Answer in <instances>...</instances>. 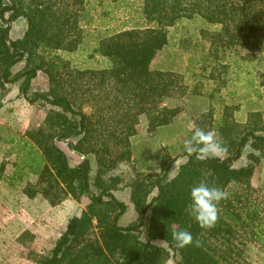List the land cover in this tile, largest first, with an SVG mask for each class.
Instances as JSON below:
<instances>
[{
  "label": "trees",
  "instance_id": "16d2710c",
  "mask_svg": "<svg viewBox=\"0 0 264 264\" xmlns=\"http://www.w3.org/2000/svg\"><path fill=\"white\" fill-rule=\"evenodd\" d=\"M122 8L127 13L118 24L115 10ZM18 17L27 28L12 39L11 23ZM180 23L198 25L208 43L200 59L190 58V70L197 65L202 71L193 84L180 73L151 68L170 42V28ZM88 34L96 42L93 54L107 59V66L78 68L64 55L79 50ZM263 49L264 0H0V88L15 84L29 103L50 106L42 124L17 140L13 177L21 180L23 170H31L37 179L25 184V194H41L52 205L64 194L89 200L39 263L251 264L247 244H259L264 252V214L252 185L264 161L263 113L254 110L239 121L235 106L224 104L219 117L215 107L223 102L215 85H226L221 77L229 74L230 63L254 62ZM39 72L48 77L46 91L32 90ZM256 75L260 81L245 79L247 93L260 96L264 71ZM190 90L210 99L194 129H215L227 153L197 159L186 150L174 157L164 152L159 171L137 170L132 137L140 131L141 116H147L149 131L172 123L181 108L164 100ZM61 142L82 160L72 164ZM180 156L186 160L176 168ZM4 168L0 163V171ZM201 181L229 193L209 229L187 211L190 189ZM121 184L129 187L136 211L126 225L121 219L129 206L115 194ZM173 229L190 231L201 246L178 248Z\"/></svg>",
  "mask_w": 264,
  "mask_h": 264
},
{
  "label": "rangeland",
  "instance_id": "374dc122",
  "mask_svg": "<svg viewBox=\"0 0 264 264\" xmlns=\"http://www.w3.org/2000/svg\"><path fill=\"white\" fill-rule=\"evenodd\" d=\"M115 12L118 17L117 23L120 24L121 19L126 17L127 10L122 8ZM136 21L139 19H135ZM26 28V19L18 17L11 23V38L22 37ZM198 28V25L190 26L182 23L170 28V42L155 57L151 68L180 73L187 83L193 84V77L202 71L197 65L195 71L190 70V58L200 59L202 49L208 46V43L199 36ZM93 37L88 34L79 50L64 54L71 60L73 66L99 68L109 64L107 59L93 54L96 46ZM257 56L258 59L251 63L239 60L231 62L229 74L227 77H221L227 79L226 85L224 86L223 83L221 85L220 81L215 85L220 88L216 94L223 98V102H215L216 117L222 113L224 104H230L236 107L234 114L239 121H245L249 112L254 110L261 111L264 119V87L260 88V96L255 92L248 94L245 82V79H252L253 76L260 81L256 74L264 71V49L258 52ZM23 64V62L18 64L16 69L20 70ZM48 85L47 75L39 72L33 80L32 90L46 91ZM199 85L198 90L203 92L202 84ZM164 103L171 107L179 106L181 111L172 123L153 131L148 130L147 116H141L140 131L134 138L132 137V160L139 171H159L164 152L174 157L186 150L184 141L192 136L199 116L210 108L209 97L192 90L182 97H168ZM49 108V105L29 103L15 84H9L4 89L0 88V163L5 162V168L0 171L3 175L0 179V264H40V258L50 254L65 230L68 220L75 215L83 214L89 203L86 197L78 201L64 194L65 199L61 203L52 205L41 194L35 197L25 194V184L35 183L37 179L31 170H23L21 180L13 177L19 155L17 140L21 135H25L26 131L39 127ZM59 145L67 153L72 164L82 160V157L71 151L66 144L61 142ZM185 160L186 157L180 156L176 168ZM252 185L255 189L254 197L260 202V213L264 214V161L258 166ZM115 194L129 206L121 219L122 224L126 225L136 218V211L130 200V189L122 186L115 190ZM90 225L93 234L98 236L95 222L91 221ZM158 243L165 245L161 241ZM245 258L251 264H264V252L259 244H247ZM165 264L176 263L173 259H168Z\"/></svg>",
  "mask_w": 264,
  "mask_h": 264
},
{
  "label": "clouds",
  "instance_id": "9594fccd",
  "mask_svg": "<svg viewBox=\"0 0 264 264\" xmlns=\"http://www.w3.org/2000/svg\"><path fill=\"white\" fill-rule=\"evenodd\" d=\"M188 153H195L197 159L219 158L228 151L227 144L215 129L195 128L192 136L184 141ZM229 193L218 186H209L201 181L190 189V203L187 211L203 229L215 226L219 219L220 202L228 199ZM172 239L178 248L188 246L200 247L199 239L194 238L188 230L172 231Z\"/></svg>",
  "mask_w": 264,
  "mask_h": 264
},
{
  "label": "crops",
  "instance_id": "0c3cea01",
  "mask_svg": "<svg viewBox=\"0 0 264 264\" xmlns=\"http://www.w3.org/2000/svg\"><path fill=\"white\" fill-rule=\"evenodd\" d=\"M136 135H137V134H136ZM136 135H134L133 138H134ZM133 138H132V140H133Z\"/></svg>",
  "mask_w": 264,
  "mask_h": 264
}]
</instances>
